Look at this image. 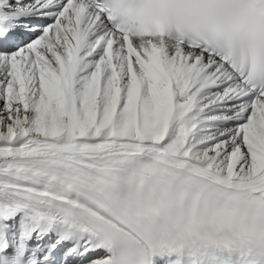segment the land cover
I'll return each instance as SVG.
<instances>
[{
    "label": "snow or ice",
    "instance_id": "snow-or-ice-1",
    "mask_svg": "<svg viewBox=\"0 0 264 264\" xmlns=\"http://www.w3.org/2000/svg\"><path fill=\"white\" fill-rule=\"evenodd\" d=\"M0 264H264V0H0Z\"/></svg>",
    "mask_w": 264,
    "mask_h": 264
}]
</instances>
